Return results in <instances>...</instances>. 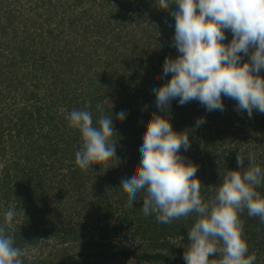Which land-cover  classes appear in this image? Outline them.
Here are the masks:
<instances>
[{
  "label": "trees",
  "instance_id": "1",
  "mask_svg": "<svg viewBox=\"0 0 264 264\" xmlns=\"http://www.w3.org/2000/svg\"><path fill=\"white\" fill-rule=\"evenodd\" d=\"M175 7L162 10L158 0H0V224L14 205L7 233L25 253L24 264H186L197 215L159 223L142 213L146 190L127 207L121 188L140 164L154 114L189 135L180 155L197 166L205 202L226 171L240 170L239 152L244 167L253 153L264 169V113L254 109L249 118L224 96V111L209 112L198 101L180 105L178 98L156 107L153 88L171 78L163 76L164 61L179 55ZM225 35L228 44L232 33ZM89 102L94 124L101 110L112 114L117 162L82 171L75 162L81 134L67 116ZM198 119L204 123L197 126ZM256 190L264 197V186ZM240 219L248 255L264 264V223L247 210ZM142 243L153 250L134 251ZM68 246L81 251L52 253Z\"/></svg>",
  "mask_w": 264,
  "mask_h": 264
},
{
  "label": "clouds",
  "instance_id": "2",
  "mask_svg": "<svg viewBox=\"0 0 264 264\" xmlns=\"http://www.w3.org/2000/svg\"><path fill=\"white\" fill-rule=\"evenodd\" d=\"M175 4L170 15L175 20L173 46L179 55L166 57L163 86L153 88L156 107H170L173 99L180 105L198 101L207 111H224L222 96L237 102V111L264 113V0H158L162 10ZM232 33L225 44V32ZM247 56L248 60L242 61ZM159 78V77H158ZM73 109L68 126L81 134V147L75 162L82 171L94 165L116 161L113 117L101 110L95 124L88 109ZM100 105L97 108L100 109ZM127 116L123 110L116 119ZM197 126L204 123L197 120ZM190 147L189 135L174 131L169 119L154 114L143 134L141 160L130 178H123L121 188L127 194V207L133 206L138 193L146 190L142 202L144 216L155 215L157 222L169 224L195 213L197 219L188 231L190 244L183 258L186 264H255L256 255H248L240 214L264 223V197L256 190L264 186V169L255 163V155L237 154L240 170H228L217 187L214 198L205 202L200 194L197 166L185 163L180 150ZM15 206L4 214L0 224V264H24L23 250L14 246L12 227ZM219 254L220 259H210ZM129 264H136L130 259Z\"/></svg>",
  "mask_w": 264,
  "mask_h": 264
},
{
  "label": "rangeland",
  "instance_id": "3",
  "mask_svg": "<svg viewBox=\"0 0 264 264\" xmlns=\"http://www.w3.org/2000/svg\"><path fill=\"white\" fill-rule=\"evenodd\" d=\"M29 14H31V13H29ZM142 27H144V25ZM140 36H141V34H140ZM62 250H65L64 252H68L69 254H76L79 251H81V248H80V246H68V247H63L62 249L57 248L56 250H52V253L56 255V254L62 253ZM97 250H98L97 248L94 249V251H97ZM141 250L151 251V250H153V248L150 245H148V243L139 244L137 246V248H134V251H141ZM89 251H91V250L89 249ZM49 252L50 251L47 249L45 251L46 255H48ZM108 264H112V263L109 261Z\"/></svg>",
  "mask_w": 264,
  "mask_h": 264
}]
</instances>
